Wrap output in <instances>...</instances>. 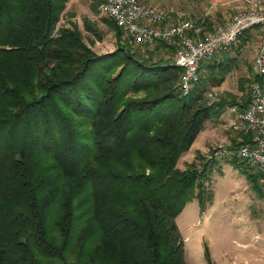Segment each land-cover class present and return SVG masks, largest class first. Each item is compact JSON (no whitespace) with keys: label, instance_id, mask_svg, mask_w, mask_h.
I'll return each mask as SVG.
<instances>
[{"label":"trees","instance_id":"obj_1","mask_svg":"<svg viewBox=\"0 0 264 264\" xmlns=\"http://www.w3.org/2000/svg\"><path fill=\"white\" fill-rule=\"evenodd\" d=\"M67 2L0 0V264H185L176 217L205 209L209 166L177 164L227 103L201 80L179 97L181 70L107 19L117 48L97 54L59 26Z\"/></svg>","mask_w":264,"mask_h":264},{"label":"rangeland","instance_id":"obj_2","mask_svg":"<svg viewBox=\"0 0 264 264\" xmlns=\"http://www.w3.org/2000/svg\"><path fill=\"white\" fill-rule=\"evenodd\" d=\"M173 1L170 3L169 0H146V2L144 0V4L153 7H157L160 2L167 4L172 7L171 11L167 10V14L173 21L201 18L207 11V6L196 0ZM92 2L93 0H68L59 26L66 25L68 21H74L82 32L85 44L91 46L99 55L112 53L117 48L115 32L104 21L107 18L99 15V6L96 11L92 10ZM202 5H204L203 10L201 9ZM214 16L212 19L207 17L204 20L206 22L204 30L207 31L211 28L218 15ZM85 19L98 32L100 38L86 30L83 23ZM123 39L127 40V36L124 35ZM128 42L138 55L144 54L145 50L150 49L149 53L155 52L153 61L164 58V60L169 59L170 63L174 62L175 48L173 50L171 47H165L163 50L155 51L154 48L138 46L129 40ZM165 55L166 57H164ZM249 84H247V97ZM200 87L204 90L203 96L208 104L214 102V96L208 94L211 92L209 81L201 80ZM203 142V140H199L195 144L193 143L194 145L192 144L189 150L179 158L177 166L181 170L187 168L191 163H195L197 167H201L203 163H206L207 167L209 166L206 168L208 172L206 180H204L206 207L201 210L198 201L192 200L176 217V225L184 244L185 264H207L206 255L210 257V253L213 254L216 264H224L226 257H224L223 249L226 247L228 254L230 245L233 243L232 239L237 237L235 230L230 228L232 227L230 221L236 220L233 215H237L243 220L247 219L249 214H254L250 210L253 211L255 205H264V193L259 187V174L254 169L249 168L238 159H235L236 162H234L232 158L215 155L218 150L234 146H227V142H225L222 143L223 146L206 145L203 147ZM198 152L201 154L202 160L196 159ZM210 195L211 204H208ZM253 219L254 217L251 218V220Z\"/></svg>","mask_w":264,"mask_h":264},{"label":"built area","instance_id":"obj_3","mask_svg":"<svg viewBox=\"0 0 264 264\" xmlns=\"http://www.w3.org/2000/svg\"><path fill=\"white\" fill-rule=\"evenodd\" d=\"M98 13L125 32L135 45L153 48L157 43L175 47L172 63L181 70L177 82L179 97H187L200 80L204 61L238 48L250 31L258 34L253 59L256 78L249 84L248 103L236 111L237 129L249 134L245 144L218 150L215 155L238 159L259 174L264 193V3L242 1L236 12L204 30V18L173 21L166 11L144 4V0H103Z\"/></svg>","mask_w":264,"mask_h":264},{"label":"crops","instance_id":"obj_4","mask_svg":"<svg viewBox=\"0 0 264 264\" xmlns=\"http://www.w3.org/2000/svg\"><path fill=\"white\" fill-rule=\"evenodd\" d=\"M196 1L207 6V11L203 14L204 20L207 17L212 19L215 17L214 15H218L214 23L236 12L242 1H261L264 3V0ZM169 2L173 3L174 1L169 0ZM160 3H158V8L166 12L172 10V7L167 4ZM204 5L201 6L202 10ZM258 40L257 32L250 31L241 40L238 48L217 54L202 63L200 80L209 81L211 92L208 94L214 96V102L223 101L227 105L219 113L212 114L210 120L204 124L203 130L197 135L194 144L203 140V147L206 145L223 146L222 143L225 142H227V146H233L236 143H241L244 138L247 139V135L237 129L236 111L244 104V97L247 98V84L256 78L253 59L256 55ZM261 82L264 85V77ZM241 84H243V88H241ZM206 89L208 90V88ZM243 135H245L244 138ZM250 212L254 214H249L245 220L233 215L236 220L230 221L232 226L230 228L235 230L237 237L232 239L233 243L230 245L228 254L227 248L223 249L224 257H226L224 264H264V205H255V209L250 210ZM252 217H254L253 220H251ZM212 255L210 253V263L216 264Z\"/></svg>","mask_w":264,"mask_h":264}]
</instances>
